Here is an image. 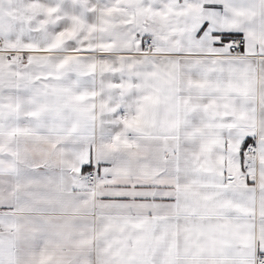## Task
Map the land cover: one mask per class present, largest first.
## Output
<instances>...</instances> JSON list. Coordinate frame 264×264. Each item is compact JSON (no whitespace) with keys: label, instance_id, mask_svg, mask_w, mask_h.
Here are the masks:
<instances>
[{"label":"snow or ice","instance_id":"snow-or-ice-1","mask_svg":"<svg viewBox=\"0 0 264 264\" xmlns=\"http://www.w3.org/2000/svg\"><path fill=\"white\" fill-rule=\"evenodd\" d=\"M0 264H264V0H0Z\"/></svg>","mask_w":264,"mask_h":264}]
</instances>
